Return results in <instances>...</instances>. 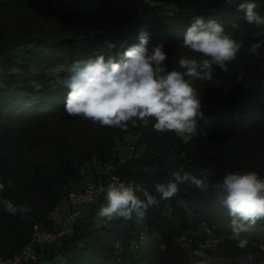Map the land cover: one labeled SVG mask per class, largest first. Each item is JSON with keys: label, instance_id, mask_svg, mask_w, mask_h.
Listing matches in <instances>:
<instances>
[{"label": "trees", "instance_id": "obj_1", "mask_svg": "<svg viewBox=\"0 0 264 264\" xmlns=\"http://www.w3.org/2000/svg\"><path fill=\"white\" fill-rule=\"evenodd\" d=\"M156 1L169 2V13L141 17L133 0H0V183L5 184L0 192V258L25 247L34 225L51 230V215L82 178L83 166L106 161L115 139L124 144L129 136L132 154H114L113 174L115 183L140 186L156 198L144 219L100 218L97 213L106 201L100 197L75 218L71 233L44 244L24 264H136L133 243L144 229L157 239L156 264H195L201 257L193 253L206 250L183 246L181 229L197 228L201 239L207 230L183 208L209 222L219 241L218 253H205L208 264H214L209 261L214 255L264 264V221L242 234L250 241L245 249L236 247L230 239L231 217L214 187L227 171H255L264 178V26L248 24L226 0ZM254 2L264 16V0ZM196 17L215 19L226 33L242 30L238 42L243 46L227 72L214 65L211 81H195L204 119H198L197 132L187 140L155 131L154 120L147 127L129 123L125 131L66 113L64 81L74 61L122 52L139 43L141 30L150 40L183 45ZM257 42L261 47L249 54ZM169 63L167 57L168 68ZM204 169L215 173L205 191L184 184L168 200L155 191L157 184L175 182L174 172L200 176ZM3 199L31 211L11 215ZM248 253L254 261H247Z\"/></svg>", "mask_w": 264, "mask_h": 264}, {"label": "clouds", "instance_id": "obj_2", "mask_svg": "<svg viewBox=\"0 0 264 264\" xmlns=\"http://www.w3.org/2000/svg\"><path fill=\"white\" fill-rule=\"evenodd\" d=\"M242 12L248 24L264 26V16L257 13L254 0H226ZM239 20V16L236 17ZM232 27H237L236 23ZM183 47L200 57H181L178 65L183 71L169 70L163 42L150 45L147 31L139 33V43L122 52L105 58L74 61L68 68V78L64 81L68 89L65 111L70 116H79L98 123L102 127L127 130L137 122L147 127L154 120L157 132H174L177 135H193L197 132L198 119H204L201 97L195 81H211L213 66L223 72L228 71V63L235 60L242 48L224 26L215 19L196 17L186 29ZM114 47V46H113ZM261 43H253L249 54L255 55ZM175 182L167 186L157 184L155 191L168 200L178 195L180 185L187 184L205 191L209 187V177L215 173L207 169L196 176L188 172H174ZM11 186L12 181H8ZM219 204L227 209L231 217L230 239L243 250L249 244L248 233L259 222L264 221V178L255 171L231 172L223 174L222 181L214 184ZM5 184L0 183V192ZM141 193L143 199L137 195ZM5 210L11 215H23L31 211L27 206H16L7 199L2 200ZM156 198L145 188H135L123 182L110 183L106 189V204L101 205L97 215L111 221L116 218L142 221L150 205ZM201 257L195 264H208L203 251H195ZM247 261H254V254L248 253Z\"/></svg>", "mask_w": 264, "mask_h": 264}, {"label": "rangeland", "instance_id": "obj_3", "mask_svg": "<svg viewBox=\"0 0 264 264\" xmlns=\"http://www.w3.org/2000/svg\"><path fill=\"white\" fill-rule=\"evenodd\" d=\"M133 4L135 8L137 9L139 15L141 17H146L149 15H153L156 11H162L165 13H169V2L167 1H156V0H133ZM241 31H230L227 32V34L231 35L234 39L239 41ZM243 35V33H242ZM157 42H162L158 40H150V45L155 44ZM164 44V43H163ZM164 51L166 53V56L171 60V64L169 68L175 69V70H182L178 65V60L181 57H187V58H197L200 57L198 54H195L191 52L189 49L183 47V45H175V46H169L164 44ZM172 65V66H171ZM57 70L62 69L61 66H58L56 68ZM182 139L187 140L190 135H179ZM131 137L126 136L123 143L121 144L119 139H115V147L111 150L110 157L106 161H95L92 160L87 165H84L81 169V175L82 178L74 183L69 189L70 191H79L85 188L88 185H101L104 190L103 192L96 197L94 202L89 204H80L72 207V212H78L81 213H87L90 210V207L95 203L100 201V197L106 198V189L107 186L110 183H115L117 181V177L114 176L113 170L115 168V165L113 164V158L114 154H118L121 158L125 156H129L132 154V144H131ZM116 148V149H115ZM67 196V195H66ZM104 203V202H103ZM106 204V201H105ZM185 211L188 213L187 217L190 219H193L194 221L198 222L205 230H207V236L203 237L202 239L199 238L200 236L198 233H200L201 230L194 228V227H188V228H182L181 229V236L179 241L182 242L183 246H185L187 249H192L195 246L202 247L206 250L204 253H218V244L219 241L212 233V229L210 228L209 222L203 223L200 218L195 216L193 213L189 212L186 208ZM66 212V198L60 203V205L55 209V211L51 215V222L53 223L54 227L51 230H48L46 227H40L42 230L45 231H51V232H58L61 231L64 228V215ZM32 232L31 236L33 233ZM31 241V239H30ZM132 245V244H131ZM133 248L137 249L136 258L137 263L136 264H156L157 258H158V245H157V239L154 237V234L149 233L147 230H142L141 233L138 235L137 240L135 243H133ZM192 251V250H191ZM192 253V252H191ZM18 252L14 253L13 256L17 255ZM209 261H211L214 264H247L243 260V257H222L218 255L211 256L209 258Z\"/></svg>", "mask_w": 264, "mask_h": 264}, {"label": "built area", "instance_id": "obj_4", "mask_svg": "<svg viewBox=\"0 0 264 264\" xmlns=\"http://www.w3.org/2000/svg\"><path fill=\"white\" fill-rule=\"evenodd\" d=\"M101 185H88L79 191H70L66 196V212L64 215V228L58 232L42 230L38 225H34L31 241L23 247L17 255L11 258H0V264H24L36 258L38 248L56 240L58 237L72 232L75 218L78 212L73 213L72 207L80 204L94 202L96 197L103 192Z\"/></svg>", "mask_w": 264, "mask_h": 264}]
</instances>
